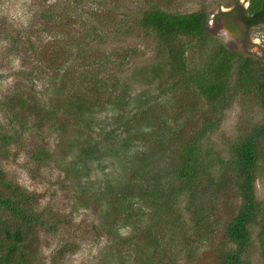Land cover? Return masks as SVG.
I'll return each instance as SVG.
<instances>
[{
	"label": "rangeland",
	"instance_id": "1",
	"mask_svg": "<svg viewBox=\"0 0 264 264\" xmlns=\"http://www.w3.org/2000/svg\"><path fill=\"white\" fill-rule=\"evenodd\" d=\"M250 1L108 0L110 12L104 16L114 30H126L132 16L151 7L181 14L205 9L214 38L250 60L252 68L247 76L235 68L229 104L214 113L191 85L180 83L179 76L163 64L155 38L134 30L121 41L109 40L100 48L92 45L90 55L99 52L102 66L91 64L90 59V69L105 70L112 83L119 80L116 90L126 88L136 100L121 110L107 105L90 119L64 112L68 94L60 96L54 91L62 84L61 75L67 72V80L74 78L83 62L74 49L72 55L63 51L66 44L62 37L59 41L64 31L58 4L54 6L57 18L51 20L54 29H47L42 15L55 0H0V195L11 196L35 218L28 223L0 208V235L5 227L24 229V243L17 254L20 260L26 264H223L224 253L236 247L227 230L242 200L234 172L222 170L217 162L213 179L201 182L204 187L195 199L182 193L175 207L164 214L140 197L130 198L126 209L118 207L119 213H111L105 204L93 201V191L96 188L99 193L106 178L116 180L122 173L119 160L107 151L117 150L122 161L130 162L128 170L132 159L147 156L163 169V183L168 186L165 171L172 170L174 150L200 131L204 119H214L215 128L203 143L224 159L230 157L233 145L264 122L259 91L264 79V25L246 26L236 11L239 6L247 9ZM82 2L97 7L96 0ZM66 4L75 11L85 6L74 0ZM72 22H65L67 29ZM175 44L186 49L188 73L203 67L207 50L201 51L194 39L179 37ZM152 64L160 70L156 72ZM23 98L25 106L20 101ZM49 98L59 101L48 103ZM146 100L152 107L148 108ZM138 104L147 110L145 119L140 120ZM53 110L57 120L49 121L46 114ZM135 114L129 126L140 125L133 129V138L125 141L121 125ZM149 122L154 126L148 127ZM111 131L116 137L109 135ZM85 141L98 142L106 155L80 158ZM259 148L255 182L259 216L250 226L243 257L249 264H264V139ZM102 210L104 218L100 217ZM149 227L154 245L148 250L143 244ZM141 247L137 261L133 252Z\"/></svg>",
	"mask_w": 264,
	"mask_h": 264
},
{
	"label": "trees",
	"instance_id": "2",
	"mask_svg": "<svg viewBox=\"0 0 264 264\" xmlns=\"http://www.w3.org/2000/svg\"><path fill=\"white\" fill-rule=\"evenodd\" d=\"M69 1L55 0V5L53 3L49 4L47 11L42 15L45 16L48 31H52L54 28L51 20L57 18L54 6L58 4L60 10L58 15L60 16L61 27H63L62 31H64L63 36H59V41L62 37L61 40L66 44L63 51L69 55L75 53L78 55V59L83 61L80 73L69 80H67L69 77L67 72L62 74V84L54 87L55 94L60 96L68 94L65 97L68 99L67 107L65 110L63 109L66 113L73 111L78 115H85L92 119L107 105H110L113 110H121L122 108H130L131 104L135 102L136 97L130 96L126 88L115 89V86L120 83L119 80L112 83L104 75L105 70L100 68L97 71L90 69L91 64L97 67L102 66L97 57L99 52L90 55L92 45H99L100 48L101 45L107 44L109 40L117 39L121 41L124 36L131 34L134 30H142L146 35L155 38L159 50L162 49L160 51L164 57L163 64L168 66L170 72L179 76L180 83L191 85L197 94L205 100L209 110L214 113L225 109L229 104L232 93L231 81L235 68L237 67V71L242 76H247L252 68L250 60L242 57L239 52L214 38L208 22V13L205 9L181 14L151 7L140 10L137 16H132L133 22L126 30L125 28L114 30L109 28L105 20L106 16H104L110 12L108 0H96V8L90 7V3L82 2L83 0H74L76 5L85 3V6L80 7L78 11L73 10L74 7L66 4ZM76 9H78L77 6ZM236 11L246 26L264 25V0H251L247 9L239 6ZM67 20L75 22V24L72 22L73 28L70 25H68L70 28H66L65 22ZM69 30H74L76 34H69L67 32ZM179 37L194 39L201 51L205 52L207 50L206 62L203 67L191 73L187 72L186 49L175 44V40ZM99 48H97V51H99ZM71 49H74L75 52H70ZM90 59H93L91 64ZM237 62H239L238 66L236 65ZM152 65L154 69L157 67L154 64ZM159 70L160 67L156 72ZM113 76L118 77L117 73ZM45 77L48 79L46 74ZM49 77L52 78L53 76L49 75ZM111 87V91L107 92ZM69 89L74 91L69 93ZM115 91H118V94ZM259 91L264 106V79L259 83ZM20 101L24 106L27 105L25 98L20 99ZM53 101L59 100L48 99V103ZM146 102L149 104L148 108L152 107L149 100H146ZM138 108L140 120L145 119L147 110H142L144 105L138 104ZM58 109L61 110L60 104ZM55 111L46 114L49 121L57 120ZM135 117L136 114L121 125L125 127V141L133 138V129L135 126L140 125L139 122H135L132 126H129L132 120L135 121ZM146 125L153 127L154 123L149 122ZM214 128V119H204L200 131L183 142L178 150H174L172 170L165 171L167 174L165 176L170 179L168 186H164L163 183V169L157 168L158 165L152 162L151 159H147V156H141V160L138 156L134 160L132 159L128 170L130 162L122 161L117 150L107 151L109 146H106L107 153L115 155L119 160L122 173L116 180L110 181L106 178V183L98 188L100 192L98 193L95 188V191H93L94 196L92 193L90 197L93 196L94 202L100 201L105 204L106 209L111 213H119L118 207L126 209L125 203L130 201V198L140 197L146 205L155 207L164 214L175 207L177 199L182 193L188 194L190 199H195L198 190L204 187L201 182L213 179L212 172L217 162L222 170L234 172L237 179V190L242 200V204L227 230L229 240L236 244V247L233 251L225 252L222 261L223 264H249L243 257L251 236L250 226L259 216L255 182L261 160L259 142L264 139V122L256 125L251 132L233 145L228 159H224L212 147L205 146L203 143V140L208 138L210 131ZM114 132L111 131L112 134L109 135L116 137L113 134ZM177 132L175 130V133ZM129 134L131 135L129 136ZM100 146L98 142L89 144L85 141L81 147L79 157L101 158L106 154L101 151ZM148 157H150V154H148ZM134 161H138L139 164L135 165ZM18 195L20 194H16V196ZM0 208L10 212L13 217L28 223H32L35 219L33 214L26 212L11 196L0 195ZM101 212L100 217L104 218L103 210ZM146 231L143 248L149 250L150 246L154 245V240H151L153 237L150 238V235L152 236L150 227ZM24 234V229L21 226L14 229L9 227L3 229L0 235V252L2 253L0 264H26L17 257V254L21 253L20 248L24 243ZM123 241L125 242V240ZM262 248L264 250L263 238ZM140 251H142V247L135 249L133 252L134 255H137V261L141 258ZM153 263L158 264L159 262Z\"/></svg>",
	"mask_w": 264,
	"mask_h": 264
}]
</instances>
